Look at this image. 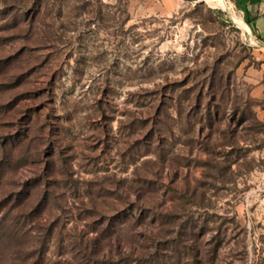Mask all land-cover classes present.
I'll return each mask as SVG.
<instances>
[{
    "label": "rangeland",
    "instance_id": "374dc122",
    "mask_svg": "<svg viewBox=\"0 0 264 264\" xmlns=\"http://www.w3.org/2000/svg\"><path fill=\"white\" fill-rule=\"evenodd\" d=\"M223 2L0 0V264H264V44Z\"/></svg>",
    "mask_w": 264,
    "mask_h": 264
},
{
    "label": "trees",
    "instance_id": "16d2710c",
    "mask_svg": "<svg viewBox=\"0 0 264 264\" xmlns=\"http://www.w3.org/2000/svg\"><path fill=\"white\" fill-rule=\"evenodd\" d=\"M150 119L148 117H145V118L134 117V119L131 120V123H130L131 134L135 133V134H138L139 136H137L134 139V141L130 142L127 152L131 158L134 157L133 161L135 163H137L141 157L147 154V152L149 151L148 149L151 145V141H152L151 139L155 138L156 140L158 138L156 137L155 134H157L158 136L160 135L159 129H157L154 126L153 127L149 126L148 122L150 121ZM107 130L108 129L106 128V131ZM143 140L145 141V147H147L145 149L146 150L145 152L142 151L141 149ZM157 147L164 148L160 144H158ZM143 179L144 178L141 175V173L138 172L136 173V176L134 177V182H138L139 180L141 181ZM139 186L135 185L134 187H136L137 189L138 188L141 189V186L140 187ZM23 229H24V226L20 225V221L18 220L17 215H10L9 212L8 214H5V216L2 218L0 222V251L2 249L3 244H5V241L7 239L10 240L14 236L18 235ZM1 255L2 253L0 252V256Z\"/></svg>",
    "mask_w": 264,
    "mask_h": 264
},
{
    "label": "crops",
    "instance_id": "0c3cea01",
    "mask_svg": "<svg viewBox=\"0 0 264 264\" xmlns=\"http://www.w3.org/2000/svg\"><path fill=\"white\" fill-rule=\"evenodd\" d=\"M236 7L246 26L264 44V0H230ZM166 12L175 10L174 6L164 5ZM239 19V18H238ZM242 23V22H241Z\"/></svg>",
    "mask_w": 264,
    "mask_h": 264
},
{
    "label": "bare ground",
    "instance_id": "6f19581e",
    "mask_svg": "<svg viewBox=\"0 0 264 264\" xmlns=\"http://www.w3.org/2000/svg\"><path fill=\"white\" fill-rule=\"evenodd\" d=\"M208 2H210L213 5H224L223 0H207ZM234 18L238 19L237 15L235 13H233Z\"/></svg>",
    "mask_w": 264,
    "mask_h": 264
},
{
    "label": "water",
    "instance_id": "95a60500",
    "mask_svg": "<svg viewBox=\"0 0 264 264\" xmlns=\"http://www.w3.org/2000/svg\"><path fill=\"white\" fill-rule=\"evenodd\" d=\"M189 1L199 2V1H203V0H189Z\"/></svg>",
    "mask_w": 264,
    "mask_h": 264
}]
</instances>
